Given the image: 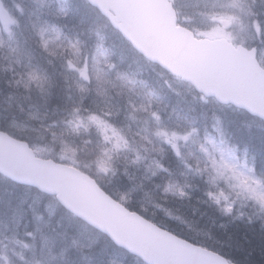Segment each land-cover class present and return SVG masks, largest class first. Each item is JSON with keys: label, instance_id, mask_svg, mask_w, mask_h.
<instances>
[{"label": "snow or ice", "instance_id": "1", "mask_svg": "<svg viewBox=\"0 0 264 264\" xmlns=\"http://www.w3.org/2000/svg\"><path fill=\"white\" fill-rule=\"evenodd\" d=\"M31 2L36 7L29 12L24 26L25 31H30L24 41L28 48L22 49L19 42L17 47H10L0 35V51L8 47L11 57H4L8 63L6 67L0 65V73L6 74L8 87L14 89L7 97L8 108L15 102L17 110L24 113L22 104L28 103V119L38 120L41 129L50 132L53 141H60L61 162L71 161L72 165H77L79 153H87L95 156L92 163L98 174L116 176L121 153H124L123 172L134 184L132 190L153 185L156 194L150 196L145 192V196L157 208L167 204L169 197L188 203L195 199L198 204L206 205L205 215L219 213L228 222L246 218L249 225L256 219L264 220V60L256 59L258 51L264 53V0H158V6L166 10L164 23L172 38L186 45L193 58L215 70L205 75L169 65L175 78L189 80L194 85L190 90L192 98L198 100L201 107L199 110L189 108L187 112L175 109L170 112L160 96L151 91L137 92V81L130 79L112 61L105 47L104 33L115 27L133 40L145 58L165 63L162 57L143 49L134 40L112 0H86L84 7L77 0H65L64 6L56 0ZM87 5L101 10L103 23H96ZM132 6L150 5L132 0ZM16 9L24 15L25 10L20 5H16ZM189 10L193 15L188 14ZM177 16L189 21L199 17L201 26L177 27ZM0 23L4 25L8 41H13L14 33L9 25L17 28L21 25L8 15L3 0H0ZM85 34L86 38L82 39ZM139 83L143 85L142 81ZM165 84L176 96L181 95L171 83L165 81ZM113 91L121 98L119 101L114 102ZM127 93H134L139 102ZM122 113L124 121L137 124L134 133L130 123L117 126L123 123L119 119ZM236 116L245 121L246 135L240 133ZM254 126L260 134H253ZM11 135L0 127V172L12 180L31 183L5 167L2 151L5 144L12 145L34 164L46 163L52 169L73 172L96 188L97 181L75 167L63 168L52 160H37L27 143L17 142L24 138L10 140ZM66 135L79 138L80 145L69 146L64 142ZM90 166L89 163L83 165L84 169ZM141 167L144 172L139 178L130 171ZM40 187L42 189L43 185ZM96 190L116 215L138 221L139 229L150 233L167 250L166 254L160 247L145 248L108 228L105 235L111 243L138 255L143 264H192L199 256L206 258L203 264H233L211 235L202 240L191 232L176 231L166 226L167 221L150 218L145 214L146 209L134 207L128 194H121L119 202H113L104 191ZM164 211L171 216L166 207ZM23 215L22 209L15 210L17 226ZM36 219L42 218L37 216ZM219 226L225 228L226 224ZM38 233L47 244L48 238L43 236L39 226L35 232L24 233L31 237V245L12 240L23 249H33L30 260H25L23 253H13L24 264H52L55 260L50 248L45 257L43 247L41 258H35ZM0 258L11 264L7 257Z\"/></svg>", "mask_w": 264, "mask_h": 264}, {"label": "rangeland", "instance_id": "2", "mask_svg": "<svg viewBox=\"0 0 264 264\" xmlns=\"http://www.w3.org/2000/svg\"><path fill=\"white\" fill-rule=\"evenodd\" d=\"M20 3H18V1L16 0H3L4 3V7L5 10L7 11L8 15L11 16L14 19H17L15 16V12L17 11L16 9V5H20L21 8H23L25 10L24 12V16L26 15V12L28 11V9H35V5L32 4L31 0H19ZM189 15H193L192 10H189L188 12ZM183 18H185L184 16H182ZM186 19V18H185ZM192 28H197L201 26V19L199 17H195L194 19H192L191 21H189V23ZM3 25V24H2ZM10 30L14 33V39L13 41L16 39L15 38V33H16V26L15 25H9ZM3 29H4V25H3ZM5 37L8 39V35L6 31H3ZM129 57L131 58V54L129 53ZM260 57L261 60H264V53L260 52ZM172 88L175 89L176 86H179L178 83L176 84H171ZM163 88V87H162ZM164 89V88H163ZM189 87L183 88L181 90V97L183 99V101L189 105ZM179 91V90H178ZM170 91L164 89V94L161 96L163 97L164 95L169 94ZM164 105V104H163ZM167 106V105H166ZM29 107V106H28ZM15 108V107H14ZM168 110L171 112L172 111V107L169 106ZM17 111V108L14 109V112ZM5 112V111H3ZM3 117H7L6 114L3 115ZM120 121H122L123 123L117 125L118 127H124L125 124H131V128H133L134 131L137 130V124L136 123H132L130 121H124V116L123 113L121 114V116L119 117ZM8 121V120H7ZM17 129L20 131L23 129L22 126H16ZM125 132H127V130L125 129ZM129 139H132V136H129ZM70 146V145H69ZM34 149L37 151V153L42 157V158H47L50 157V153L54 152V153H59V156L61 155V151H62V145L60 144L59 146V150H57V148L54 146V144H52L51 146L48 145H43V144H36V146L34 147ZM39 150V151H38ZM123 154L121 153V156ZM90 162L92 163V161L95 159L94 155H90L89 156ZM69 164H71V161H67ZM93 166L91 167L92 170L94 172H98L96 165L94 163H92ZM72 165V164H71ZM105 175V174H104ZM108 180L107 183L110 185V187H112V189L117 193L118 196H120L121 194H128L126 192V188H128V184L126 182V180L123 178L122 176V162H119V171L118 174L116 176H112L111 174L106 175ZM6 188H2L0 190V192L2 191L3 193L0 194V203L3 204V201L5 199V202L8 203V205L12 208H14L12 206V204H16L18 205V203H21V205L19 206L20 208L16 207L17 209H22L23 210V217L22 218H26V221L28 223H32L30 221V217L35 218V224L32 226H26V231H33L35 232V229L37 226L41 227V231L43 236H46L47 239V244H44V241L41 239V234L38 233L37 235V240H36V247H35V258L40 259L41 257H38V253L39 251H36V249L38 247H43V249L45 250L46 253H48L47 248L51 247V253H57L55 260L52 261V264H62L63 262L66 261V259H68V261L71 260L72 255L70 254V248H73L74 250H78V249H84L85 251L89 252V257L91 260H88L86 257L84 256H76L74 258V260H76V264H85L86 261H94L93 259H99V263L97 262V264H142L140 260H138L136 257L130 256L125 252L119 251L118 249H116L108 240H101L95 233H93V231L89 230L88 228L78 225L76 224L73 219L69 216H65L64 219L63 217H61L60 215H58L57 219L59 221V224L57 225V227L53 226L52 224L50 226H47V224H43V221L45 220V218L47 217V215H52L54 214V212L56 211L55 206L53 205V201L52 199H45L43 196L41 195H36V194H32L30 192L28 193H20V191L14 190L13 188H11L10 190H5ZM26 192V191H25ZM172 198H169V200ZM132 201L135 205L139 204L143 209H146V211L153 217H156L158 219H160V221L164 222L167 221L168 224L178 228L180 231L183 232H191L194 228L192 227V225L188 222H186L184 219H175V217L178 216V214L175 212V208L172 205H177L176 201L171 202L170 205H163L161 204L160 208H157L154 206V202H150L148 197H146L145 195L142 196H136V197H132L129 195V202ZM25 205V206H23ZM4 206V205H2ZM193 209L197 208L198 210H196L195 214L197 215V218L201 217L202 211H200V208L205 207L204 209H206V205L205 204H198L197 202L192 204ZM165 207L167 208V211L171 213V216H167L164 209ZM155 214V215H153ZM215 216L209 217L207 218L206 223H208V225L210 227H212L213 229H221L220 225V221H226L228 222L226 219L221 218L219 213H215ZM39 216L42 219L37 221L36 217ZM218 217V218H217ZM201 220V219H200ZM4 224H6V222H3ZM229 224H233L236 222H228ZM17 224V223H15ZM13 224V225H15ZM44 226L50 227L51 231H49V228H47V232L48 234H44L43 229L45 228ZM18 227V226H17ZM25 227V225L23 226ZM63 227H69V229H74L72 231H74L76 233L75 235V239H70L69 242H65V245L60 246L56 241H55V235L52 233L53 231H56L57 233L60 232L61 228ZM9 227L2 225V228H0V256H4L7 257V260L11 262V264H24V261H22L19 256L14 255L13 253H23L24 255V259L25 260H30L33 258V249L29 248V249H23L20 245H16L14 243H12L13 238L15 239H19L21 240L23 233L18 234L17 233V229L15 230V235L11 236L10 238H5V235L7 233ZM201 235H205V233H202ZM75 241V244H72V241ZM22 241V240H21ZM28 244H32V240L31 237H28ZM226 245V244H225ZM68 247V248H67ZM67 248V249H66ZM49 249V248H48ZM47 255V254H46ZM103 257V258H102ZM70 263V264H75ZM0 264H6L5 259L0 258Z\"/></svg>", "mask_w": 264, "mask_h": 264}, {"label": "water", "instance_id": "3", "mask_svg": "<svg viewBox=\"0 0 264 264\" xmlns=\"http://www.w3.org/2000/svg\"><path fill=\"white\" fill-rule=\"evenodd\" d=\"M112 2L115 5V11L119 13L122 21L126 24L134 40L138 42L143 49H146L148 52L157 57H162L165 61L163 64L160 63L159 59L154 62L161 64L170 72H172V70L169 65L183 71H194L205 75L212 74L215 71L211 68V66L207 65L206 62L196 58L193 59L190 53L186 54V50L188 49L186 45L177 42L176 40L174 43L169 41L173 38L164 23L166 20V10L158 6V0H137L140 4H148L150 6H132V0H112ZM126 38L134 45V47H136L133 40L128 37ZM146 44L149 45L148 48L146 47ZM136 49L138 48L136 47ZM138 50L142 53L141 49ZM13 150V147L11 149H7L6 144L2 146V151L5 157V167L17 176H25L27 180L38 179L40 165L34 164L24 155V160L21 159L18 163H15L16 157L11 155ZM30 173L32 177L28 175ZM70 175L72 176L73 174ZM73 178L77 182H80V184H82V188L85 190L88 185L90 186V184L82 181L78 177L76 178L73 176ZM66 189L69 191V188ZM93 206L95 208H100L99 205ZM83 214L86 215L87 212L85 211ZM115 215L111 212L110 220L107 224L105 223L106 226L102 230L107 232L108 228H112L115 231L118 230L124 236L129 237L138 243L146 242V248L153 247V241L155 240L150 233L143 232L139 229L138 222H129L126 225L120 218H118V215ZM92 217L101 227L102 225L97 218L96 212L92 214ZM123 229H126V231H122ZM159 247L161 248V251L167 254L166 249H164L161 245H159ZM205 259L206 258L204 257L202 262L199 264H203ZM192 264H196V257L192 261Z\"/></svg>", "mask_w": 264, "mask_h": 264}, {"label": "trees", "instance_id": "4", "mask_svg": "<svg viewBox=\"0 0 264 264\" xmlns=\"http://www.w3.org/2000/svg\"><path fill=\"white\" fill-rule=\"evenodd\" d=\"M58 3L61 6H64L65 0H63V1L58 0ZM77 3H79L81 5V7H84L86 4V1L77 0ZM87 10L89 12H91L94 17H96V23H103L104 22V19L102 18V16L95 9H93L89 5H87ZM57 26H60L59 23L57 24ZM110 30L113 33V29L111 28ZM114 33H116V32L114 31ZM104 35H105V33H104ZM81 38L82 39L86 38V34L84 37H81ZM115 38H114V36L111 37V36L107 35L106 40H105V47L108 49L112 61L114 63H117L120 66L121 71L126 73L130 79L137 81V85H136V91L137 92H139V91H144V92L151 91V92H153L156 95L161 97L164 94V89L170 91L168 89L167 85L165 84V81H168V80L164 79L159 73H157L158 70L155 69L154 66L147 64L143 59H139L137 61L131 60L129 57L130 47H129L128 43L120 36V34L116 35ZM94 39H95V37L93 36V40ZM122 43H123V45H122ZM36 54L38 55V53H36ZM4 57L11 58L10 54H9V48L8 47H5V49L0 51V65H4L6 67L8 60L4 59ZM101 67H104V66L101 65ZM152 69H155L156 71L152 70ZM5 75L6 74H3L2 76H0V102L3 100H6L8 95L12 91H14V89H10L8 87V84L4 78ZM141 81L143 82V85H141L139 83ZM113 94L116 95V93L114 91H113ZM127 94L131 95L134 100L138 97L134 93H127ZM162 98L163 99H173L174 98V92L170 91L169 94L164 95ZM120 99L121 98L117 96L116 98H114V102L119 101ZM177 100H178L177 102H179V101L182 103L184 102L180 98H177ZM125 102H126V98H125ZM184 104H185V102H184ZM184 104L181 106L182 108L180 109V111L183 110ZM22 106H23V104H22ZM0 108H2V107L0 106ZM15 108H16V106H15ZM15 108H11V109L8 108V110L11 113H6L7 117L3 118V121H0V123L1 122L7 123V120L9 121L10 119H15L13 116L19 112L18 110L16 112H14ZM193 108H196L197 110H199L200 107H193ZM28 109H29V107H28ZM186 109L188 110L189 108H186ZM2 116H3L2 110L0 109V117L2 118ZM18 121L24 124L23 118L18 119ZM0 127H4V125H0ZM31 127H32V129L38 130V126H36V125L32 124ZM244 132H245V134H247L246 129H244ZM252 132L254 135H256L255 131L252 130ZM22 138L26 139L25 137H22ZM11 188H12V185L9 184L6 189L10 190ZM1 189L2 188H0V190ZM1 193H3V192L1 191L0 194ZM2 205L3 204L0 203V208H3ZM12 206L14 208L17 207L14 204H12ZM212 216H214V215L211 214L210 216H203V217L193 219V218H186L184 216V214H182V217L185 219V221L192 223L193 228H194L193 229L194 233H195V230L198 228L197 232L207 233V236L211 235L212 238L214 239L213 242H218L217 246L220 247L224 251L225 255L233 258L234 260H236L240 264H264V230L261 232V234H258L256 236H250V237L249 236H247V237L238 236V239H236V238L232 237L233 235L231 234L230 237H223L222 233L225 230L213 229L212 227H210L208 225V223H206L207 218L212 217ZM222 222H225V221H222ZM204 223H205V225H203ZM253 224L264 225V220L256 219ZM198 225H201V227H199ZM243 225H249V224L247 222L239 223L240 227ZM237 228H239V227H237ZM175 230L179 231L178 229H175ZM223 243H225L226 246H224ZM53 254L56 257L57 253L56 254L53 253ZM62 264H68V259H66V261L63 262Z\"/></svg>", "mask_w": 264, "mask_h": 264}, {"label": "bare ground", "instance_id": "5", "mask_svg": "<svg viewBox=\"0 0 264 264\" xmlns=\"http://www.w3.org/2000/svg\"><path fill=\"white\" fill-rule=\"evenodd\" d=\"M177 22H178V24L180 25V26H184V28H186L185 27V24L186 23H189V20H187V19H185V18H183L182 16H177L176 17V19H175ZM169 41H171V42H175V40H173V39H170ZM146 47L148 48L149 47V45L148 44H146ZM190 53V50L189 49H187L186 50V54H189ZM191 55V54H190ZM192 57V56H191ZM193 58V57H192ZM194 59V58H193ZM4 74V73H3ZM2 73H0V76H2L3 75ZM115 92V91H114ZM113 97L114 98H116L117 96L115 95V94H113ZM26 107V106H25ZM40 129H41V127H40ZM240 131V133L242 134V131L241 130H239ZM40 134V136L43 138V139H48L49 138V132H44V131H42L41 133H39ZM160 194H162V193H160ZM196 201V200H195ZM194 201V202H195ZM194 202H192L191 204H189L188 205V207H187V209L189 208V210H188V212H185V214H184V216L186 217V218H197V215L195 214V212H196V210H198L197 208H195V209H193V206H192V204L194 203ZM3 208H0V222H6V223H8V225L10 226V227H12L13 226V224H15V223H17L16 222V218H14V212H15V210L16 209H13L12 207H10L9 205H8V203L7 202H5V200L3 201ZM18 206V205H17ZM18 208H20L19 206H18ZM30 221L32 222V223H28L27 221H26V218H19V226L17 227V224H15L14 226H13V229H21V228H23V226L24 225H26V226H32V225H34L35 224V218H33V217H30ZM222 221H220V223H221ZM236 223H233V224H229L228 222H222V223H225L226 224V227L225 228H221V230H225V231H223V233H222V235H223V237H230L231 236V234L233 235L232 237H234V238H236V239H238V236H243V237H247V236H256V235H258V234H261V232L264 230V225H262V224H252V225H243V226H239V223H244V222H246V218L244 219V220H240V221H235ZM203 225H205V223L203 224ZM199 227H201V225H198ZM192 227H193V225H192ZM232 227V228H231ZM237 227H239V228H237ZM54 233H55V231H53ZM196 232V231H195ZM191 233L194 235V236H198L200 239H202V240H206L207 238H208V236H206V237H204L203 235H201L202 234V232H200V234H197V235H195V233H194V231L192 230L191 231ZM75 235H76V233L74 232V231H71L70 229H69V227H63V228H61V230H60V232L59 233H56V235H55V241L60 245V246H63V245H65V242H69L70 241V239H75L76 237H75ZM214 240V239H213ZM223 244H225V243H223ZM41 248L42 247H38L37 249H36V251H39V253H38V257H40V252H41ZM48 248H50V249H52L51 247H48ZM48 248H47V250H48ZM68 248V247H67ZM66 248V249H67ZM71 249V248H70ZM78 250H80V251H84V252H86L84 249H78ZM82 252H76V253H74L73 254V256H80V254H81ZM47 254V255H46ZM44 255H45V257H47L48 256V253H46L45 252V250H44ZM73 262L75 263L76 262V260H73Z\"/></svg>", "mask_w": 264, "mask_h": 264}]
</instances>
